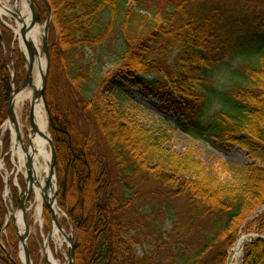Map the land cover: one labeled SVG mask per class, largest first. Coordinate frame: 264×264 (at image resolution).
<instances>
[{
    "label": "trees",
    "instance_id": "16d2710c",
    "mask_svg": "<svg viewBox=\"0 0 264 264\" xmlns=\"http://www.w3.org/2000/svg\"><path fill=\"white\" fill-rule=\"evenodd\" d=\"M32 1L41 25L46 2L51 10L42 100L74 264H226L240 227L264 207V0ZM103 57L112 71L103 73ZM229 59L238 64L215 90ZM25 64L0 24V128ZM113 78L131 79L183 122L152 133L131 118L130 94ZM176 129L213 147L237 145L253 162L206 166L172 149ZM98 136L109 160L95 150ZM43 216L49 222L47 209ZM257 227L264 231V218ZM2 229L0 264H19L0 202ZM39 242L28 243L30 260L47 264ZM240 264H264V241L247 244Z\"/></svg>",
    "mask_w": 264,
    "mask_h": 264
},
{
    "label": "rangeland",
    "instance_id": "374dc122",
    "mask_svg": "<svg viewBox=\"0 0 264 264\" xmlns=\"http://www.w3.org/2000/svg\"><path fill=\"white\" fill-rule=\"evenodd\" d=\"M3 1H7L8 7L12 10L14 9L16 3L15 0H3ZM134 7H136V3H134ZM0 24H2L6 29H8L12 33L13 41L16 40L17 43V50L23 54L24 51L20 46L19 37H16L15 35L16 24L14 20L10 17L3 16L0 17ZM38 28L40 34L38 36L37 44L39 50L41 51L43 25L38 24ZM89 54L90 57L94 59V61L96 59H99L100 54L95 55V53L93 52H89ZM103 59L105 60L106 58L103 57ZM236 64H238L236 61H234L233 59H229L224 64H222L223 66H221L216 71L212 85L215 88V90H219L227 83L229 73L236 66ZM102 69H103V73L112 71L114 69V64L112 62L106 61L102 65ZM26 71H27V63L23 68L20 83L23 81L26 75ZM113 80H115V82L119 84H122L124 86L123 87L124 90H126L130 94L131 99L128 102H126V104H124L123 106L129 113L131 118L135 122H138L139 124L151 130L152 133L157 132L161 126H166V127L174 126L176 120H180V122H183L181 118L178 117L175 111L172 110L171 108L157 102L155 99L144 97L143 92L132 85L133 83L131 79L124 78V80L121 81L113 78ZM217 108H218L217 104L210 105L208 107V110H210L211 111L210 113H212ZM18 114L20 116V121L23 124L24 135L28 136L30 130V125L28 120L29 101L26 100L22 104V106L19 108ZM8 132H9L8 129L7 130L4 129V125H2L0 128V184H1L0 202L2 203V206L9 211V216L11 217L13 214L17 212V207L12 200V195H11L12 186H10V188H6L5 183L6 180L7 179L9 180L12 177V174L17 171L16 170L17 160L11 155V152L9 150L10 144L6 150L4 147L6 137H9V142H10V135H8ZM95 143H96L95 150L98 151L100 154L104 155L109 160L110 157H109L108 149L106 145H104L101 136L95 138ZM171 147L176 153H183V152L194 153L196 156H198L199 160L206 166L218 161L229 162L241 166L253 162L248 158L247 151H245L244 149L240 148L237 145L218 144L215 145V147H213L205 143L204 141H200L192 138L189 134L184 133L179 129H176L174 132L171 141ZM8 162L10 167L8 166ZM13 182L16 183L15 180ZM18 190L21 191L22 189L18 188ZM57 195H58V185H57ZM43 215L44 213L42 211L40 220L38 222L34 219V215L32 211H29L27 213V222L29 227V235L26 242L27 249L30 240H35L39 238L40 240L38 244L39 256H40L39 262L41 261V259L42 260L44 259L47 262V264H50V260L48 258L50 256V258H52L57 264H67L68 263L67 242L65 236L63 235H68V234L72 235V231L70 228H66L61 224L62 228L64 229L63 234L58 230H57L58 233L56 235L53 234L54 227L52 225L51 220L47 222L45 216ZM262 217L264 218V207L256 208L251 213L248 220L245 223H243L242 226L240 227L236 242L238 239H244L247 242L248 241L253 242L257 237H261L264 240V231L259 232L257 227L261 224V221L263 219ZM57 218H58V222H61L62 219H66V215L61 210L60 211L58 210ZM249 223L251 226L250 229H247L249 228L247 225ZM47 228L48 231L46 233L44 232V230ZM0 234L5 236L6 230L2 229ZM234 246L229 251L228 261L230 259L231 250L234 248ZM18 249H19L18 258H19V262H21V258H20L21 248L19 242H18ZM242 252H243V248L239 258L237 259L236 264L241 263Z\"/></svg>",
    "mask_w": 264,
    "mask_h": 264
},
{
    "label": "bare ground",
    "instance_id": "6f19581e",
    "mask_svg": "<svg viewBox=\"0 0 264 264\" xmlns=\"http://www.w3.org/2000/svg\"><path fill=\"white\" fill-rule=\"evenodd\" d=\"M15 13V16L11 14ZM7 16L15 22V35L20 37V30L26 27L30 23V12L28 3L25 0L16 1L14 9H10L7 5V1L0 0V17ZM40 34L38 25L34 26L27 33V41L32 44L35 48L37 56L34 61L33 72H32V86L19 92L13 99L14 113L16 116V125L5 122L4 129H8L11 138V155L17 160V171L24 178V188L29 189L30 182L27 179L25 163L27 158L32 160L31 163V179L34 181L31 189L30 202L26 203L25 210L26 214L29 211L33 212L34 219L39 222L42 214L44 203L50 204L56 216H58V209L56 205L52 203V196L56 189V183L54 177L49 179V167L51 163V155L49 150V134L47 129V117L44 110L43 103L40 99L36 100L33 105L34 123L37 127V132L33 133L29 130L28 136L24 135L23 124L20 121L18 114L19 108L27 100L30 102L34 92L38 91L41 86V74L45 69V61L38 47V36ZM20 40V46L25 52V46L23 40ZM16 129L18 130L20 140L16 139ZM27 139V140H26ZM23 143L27 148L28 152H24L21 148ZM39 183V185L37 184ZM21 211H17L14 214L15 224L17 232L24 235V227L21 221ZM58 231L54 227L53 234H57ZM247 241L244 239H238L236 245L231 250L230 259L228 264H236L239 258L242 248ZM50 264H57L50 256L48 257Z\"/></svg>",
    "mask_w": 264,
    "mask_h": 264
},
{
    "label": "water",
    "instance_id": "95a60500",
    "mask_svg": "<svg viewBox=\"0 0 264 264\" xmlns=\"http://www.w3.org/2000/svg\"><path fill=\"white\" fill-rule=\"evenodd\" d=\"M15 1H19V0H15ZM25 1L28 3V8H29V12H30V23L28 26L23 27L20 30V39L23 40L24 46H25V56H26L25 60L27 62V71H26V75H25L23 81L21 82V84L19 86H17L16 88H12L11 94L9 97L8 106H7V122L14 124V126L16 125V116L14 113V107H13L12 101H13L14 97L19 92H21L22 90H24L26 88H30L32 86L33 66H34V61H35L36 56H37L35 48L32 46L31 43H29L26 40L27 39L26 38L27 33L37 24V22H36V9H35V6H34L32 0H25ZM46 10H47V18H46V21H45V24H44V27L42 30V40H41V54L45 58V70L41 74L40 89L33 93L31 100L29 102L28 120H29L30 129L33 133L37 132V127L34 123L33 105H34L35 101L38 99H40L42 101V94H43L44 89H45L46 75H47V71H48V39H47V34H48V26H49V23L51 20V10H50V7H49L47 2H46ZM11 14H12V12H11ZM12 15L15 16V13H13ZM16 139L20 140V136H19L17 129H16ZM48 143H49V150H50V155H51V163H50V167H49L48 177H49V179L51 177H54V179H55L54 165H55V161H56V154H55L53 143H52L50 136L48 139ZM21 148L24 152H26V153L28 152V148L23 143H21ZM31 163H32V160L30 158H27L26 163H25V169H26L27 179L30 182V187H29V189H25V192L22 195V197L20 198L19 203H18V209L22 212L21 220H22V224L24 226V235L18 234L20 246L22 248V264H31L29 254H28L27 245H26V240L28 237V224H27V220H26V210H25V205L30 200L31 189H32L31 187H32V184L34 183V181H32V179H31V172H30ZM37 184L39 185V183H37ZM6 185H7V187L9 186L8 180L6 182ZM56 196H57V185H56V190L54 191L53 196H52V203H54V204H55ZM45 206L50 212V219H51L53 226H55V228L63 234L64 229H62L61 225L59 224L56 213L54 212V210L52 209L50 204L45 202ZM63 236H65V239L67 242V253H68V263L67 264H74V250H73L72 235L68 234V235H63ZM257 239H262V238L258 237Z\"/></svg>",
    "mask_w": 264,
    "mask_h": 264
}]
</instances>
